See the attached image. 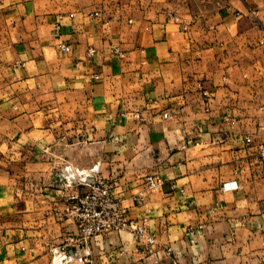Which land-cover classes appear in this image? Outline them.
I'll list each match as a JSON object with an SVG mask.
<instances>
[{
	"label": "crops",
	"instance_id": "obj_1",
	"mask_svg": "<svg viewBox=\"0 0 264 264\" xmlns=\"http://www.w3.org/2000/svg\"><path fill=\"white\" fill-rule=\"evenodd\" d=\"M260 146L264 0H3L0 264H51L74 230L65 166L115 181L155 240L99 236L94 264H264ZM148 175L167 183L140 205Z\"/></svg>",
	"mask_w": 264,
	"mask_h": 264
},
{
	"label": "built area",
	"instance_id": "obj_2",
	"mask_svg": "<svg viewBox=\"0 0 264 264\" xmlns=\"http://www.w3.org/2000/svg\"><path fill=\"white\" fill-rule=\"evenodd\" d=\"M3 0H0L2 6ZM254 14V13H253ZM256 15V14H254ZM66 53L71 51L70 46H63ZM120 52L118 48L115 49ZM96 50L89 49L88 55L92 56ZM201 87V86H200ZM205 112H210L211 96L206 89H202ZM177 111H168L163 114L165 120L176 119ZM138 117V114H136ZM226 122L234 123L235 118L225 117ZM245 142L251 144L249 136ZM190 144L200 146L198 140H188L183 145L186 149ZM260 156L264 157V146L259 147ZM96 168L91 170H80L72 166H65L59 174V180L65 187L81 186L85 190L82 194L67 198L64 206L55 211V216L60 221L71 222L74 230L65 233L61 237L59 246L52 248L51 264H94L95 252L93 244L99 236L111 233L128 232L144 243L145 249L151 251L155 240L149 234L145 220H133L123 200L117 195V184L115 181L97 176ZM166 181L159 175H148L143 178L141 190L132 199L137 204H144L149 195L164 191ZM175 184L170 185L172 190ZM183 193L184 191L181 190ZM217 206L211 212L214 213Z\"/></svg>",
	"mask_w": 264,
	"mask_h": 264
}]
</instances>
